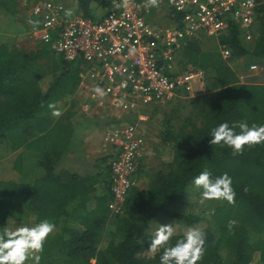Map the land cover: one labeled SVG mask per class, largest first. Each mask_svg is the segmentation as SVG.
<instances>
[{"label": "trees", "instance_id": "obj_1", "mask_svg": "<svg viewBox=\"0 0 264 264\" xmlns=\"http://www.w3.org/2000/svg\"><path fill=\"white\" fill-rule=\"evenodd\" d=\"M34 1L25 7L39 0ZM113 1L78 0L76 8L65 4L99 18L111 10ZM163 4L168 7L166 25L180 22L182 27L183 13L170 0ZM19 8L18 0H0V145L11 152L0 157V231L12 228L25 214L24 223L29 225L45 219L55 223V232L40 253V264H92L93 260L96 264H160L163 249L148 258L151 239L161 224H179L206 233V251L197 264H264V143L245 146L242 154L233 155L227 146L209 142L212 128L223 122L264 124V83L243 82L231 63L246 58L264 65V4L257 8L250 41L235 20L216 38L218 46L209 43L215 36L204 33L182 41L177 49L180 70L203 69L208 93L192 99L193 109L184 115L178 109L162 113L158 135L161 144L169 146L171 160L147 174L145 188L132 186L119 212L110 207L115 194L109 166L101 169L100 164L97 172L82 174L58 165L74 144L95 129L100 114L82 115L76 100L69 101L78 89L79 61H69L51 48L56 33L48 40L30 34L34 26L44 28L46 20L31 14L20 17ZM26 27V35L39 42L31 50L18 47L10 34ZM225 48L231 51L229 57L222 53ZM50 103L56 104L61 116L52 115ZM150 111L156 113L159 108L148 110V116ZM125 118L131 122L134 115ZM25 152L31 166L42 172L27 181L21 179ZM205 168L214 177L228 173L236 197L234 204L224 200L216 207L214 224L202 227L206 219L199 213L178 212L174 207L186 204L189 186ZM15 172L21 174L19 180ZM230 220L238 222L231 230ZM107 230L110 239L101 245ZM176 230L173 244L185 232ZM256 253L262 263L255 262Z\"/></svg>", "mask_w": 264, "mask_h": 264}, {"label": "built area", "instance_id": "obj_2", "mask_svg": "<svg viewBox=\"0 0 264 264\" xmlns=\"http://www.w3.org/2000/svg\"><path fill=\"white\" fill-rule=\"evenodd\" d=\"M122 4L123 0H114L111 10L99 18L76 12L60 0H39L29 9L31 15L46 20L44 28L34 26L30 34L48 40L56 33L52 47L67 60L79 61L77 95L82 110L116 120L104 131L115 148L109 163L113 212L123 209L135 185L133 177L146 148L147 111L198 87L205 90L203 69L180 70L177 49L182 41L200 33L219 37L230 20L237 21L245 38L251 39L257 8L264 0H175L176 11L184 16L182 27L180 22L166 26L149 22L145 13L153 7L145 8V0H129L127 9ZM69 9L71 16L66 14ZM222 53L229 57L231 51L225 48ZM251 67L264 73V65ZM97 86L104 90L103 96L94 92ZM128 115L134 120L127 121Z\"/></svg>", "mask_w": 264, "mask_h": 264}, {"label": "rangeland", "instance_id": "obj_3", "mask_svg": "<svg viewBox=\"0 0 264 264\" xmlns=\"http://www.w3.org/2000/svg\"><path fill=\"white\" fill-rule=\"evenodd\" d=\"M18 1L20 2L19 10L22 12V14H20L19 16L28 17L30 15V10H29L30 6L29 7H25V6L31 0H18ZM64 2L69 4L73 8H76V6L78 5V0H65ZM163 3H165L164 0H163ZM163 3H161L162 6H160V8H152L145 13L148 21H150V19H159L158 23L163 22L164 24L169 21L168 20L169 18L168 7H166L165 4ZM27 29L28 27H26L19 34L12 33L11 31L10 34L13 37L14 43L18 47L22 49L31 50L35 48L39 44V42H35L29 36L26 35ZM201 35L203 36L204 34H201ZM216 38L217 37H212L211 39H209V43H211L212 46H218V41L216 40ZM247 41H250V40H247ZM51 48H53L52 44H51ZM53 50L56 51L55 49ZM231 63H232V66L235 68V70L238 72V75L241 76V80L243 82L264 83V73H262V71L252 70L251 64H253V62L252 63L249 62L248 59L246 58L244 59L238 58L236 60H232ZM45 82L48 84L49 80L47 79ZM198 88L193 93L183 94L180 97H176L175 99L165 104H162L161 109L158 106L157 108H159V111L156 113L152 111L149 112L148 118L143 123L144 131L146 134L145 135L146 136V148H145L143 157L141 159L142 167H140V169L138 170V173L133 177V179L135 180V185L145 188L148 185V181H149V177L147 174L150 171L154 170V168L161 166L162 163H166L171 160L172 154H171L169 146L164 147L161 144V141L158 135L159 130H160V123L163 118L162 113L164 111L170 112L171 110H174V109L180 110L183 115L190 112L193 109L192 106L190 105L192 102V99H199L201 96H203L207 92L206 89L202 90L201 88L199 89ZM73 99L76 100V107L78 108V112L80 114L83 113L82 115H87V113L84 110H82V105H81L80 100L78 99L77 92H75V95L72 98H70L69 101L71 100L72 102ZM187 106L189 107L186 108ZM94 114L102 115V116L100 115L99 122H95V129L97 130L96 136L94 134L89 135L90 137L89 140L91 142H94V143H91L89 147L93 149L95 153L92 154L90 158H87V159L86 157L81 158L79 150L77 148H74V151L72 153L67 154L65 157L62 158L60 163H58L60 168L62 169L68 168L73 171L85 174V173L97 172L100 167V164H101V169L105 168V166H109V163L115 154V148L114 146L109 144L108 141L106 140L104 131L109 126H111L112 123H114L116 120H108V118L110 117H107L106 115L103 116L102 113L95 112ZM101 118H103V120ZM90 125L91 126L94 125L93 120L91 121ZM9 153L11 152L8 151L5 146L0 145V157H4L8 155ZM27 157H28V154L25 152V160L27 159ZM8 174H10V172ZM38 174L39 173L35 170L34 166H31V161L26 160L25 165H24V173H23L24 176L22 175L21 179L24 178V180L27 181L29 179H33ZM13 175L18 180L20 179L21 174H18V172L13 173ZM202 191H203L202 189H198L195 187L194 181H193L188 189V196L186 198V204L183 205L182 207H174V210L178 212L199 213L201 216H203L207 220V221L206 220L202 221L200 224V226L204 227L207 223L214 224V216L212 215L214 213L213 210L216 207H221L224 203V200H205L202 203L201 202ZM18 202L21 208V200L18 199ZM27 215L28 214H25L22 218H19V219L17 218V221L15 220L13 222V225L11 226L12 229L25 225L26 223L24 222H26V220L28 219V218L26 219V217H28ZM29 221L31 222L32 219H29ZM71 224H74V223L71 222ZM174 228L181 229L180 231L182 230L186 231L188 229L187 227L180 226L179 224L175 225ZM109 230H107L104 233L101 245L106 244L107 241H109L110 239ZM255 262L256 263L263 262L262 260H260V253L255 254ZM92 264H96V260H93Z\"/></svg>", "mask_w": 264, "mask_h": 264}, {"label": "clouds", "instance_id": "obj_4", "mask_svg": "<svg viewBox=\"0 0 264 264\" xmlns=\"http://www.w3.org/2000/svg\"><path fill=\"white\" fill-rule=\"evenodd\" d=\"M175 3V0H170ZM161 0H145L144 7L160 6ZM129 0H123L122 6L127 9ZM68 16L72 11L67 10ZM29 23H38L29 21ZM77 92V90H76ZM97 95L103 96L104 90L99 86L94 88ZM54 117L62 115L55 103L48 104ZM83 114V113H82ZM88 115V114H87ZM238 129V131H237ZM209 141L211 145L227 146L233 155L242 154L245 146L252 147L264 143V124L251 126L241 121L233 123L223 122L212 128ZM194 185L202 189L201 202L205 200H226L229 204L235 203L236 192L233 188V179L228 173L213 176L211 170L205 168L194 178ZM247 191V188L245 189ZM214 211V210H213ZM238 222L230 220L228 228L231 230ZM55 223L45 219L34 225L25 224L15 229L4 227L0 231V264H26L30 259L34 264H40L41 255L48 237L55 232ZM176 234L173 224H161L155 231L148 247V258L163 249L160 264H197L205 254L206 233L198 227L188 228L183 237L173 244L172 238Z\"/></svg>", "mask_w": 264, "mask_h": 264}, {"label": "crops", "instance_id": "obj_5", "mask_svg": "<svg viewBox=\"0 0 264 264\" xmlns=\"http://www.w3.org/2000/svg\"><path fill=\"white\" fill-rule=\"evenodd\" d=\"M166 0H164L165 2ZM159 19H150V22L154 25H159V26H166L164 25V23H158ZM166 24V23H165ZM254 63V62H253ZM255 64V63H254ZM256 64H260V63H256ZM97 130L93 129V130H89L88 135L86 136V139L84 141L81 142H77L76 144H74L72 146V150L69 153H72L74 151V148H77L80 152V157L81 158H90L92 154L95 153V151L93 149H91L89 146L91 145V142L89 139V135L94 134L96 136ZM42 172H40L39 174H41Z\"/></svg>", "mask_w": 264, "mask_h": 264}]
</instances>
